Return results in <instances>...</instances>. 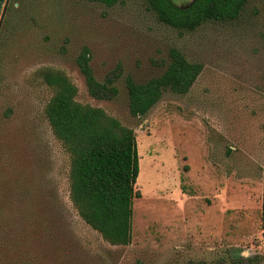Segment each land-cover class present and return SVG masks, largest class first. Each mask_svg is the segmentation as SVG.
<instances>
[{
  "label": "rangeland",
  "instance_id": "374dc122",
  "mask_svg": "<svg viewBox=\"0 0 264 264\" xmlns=\"http://www.w3.org/2000/svg\"><path fill=\"white\" fill-rule=\"evenodd\" d=\"M13 1L0 47V264H264V0L193 31L161 22L147 0ZM85 47L116 94L90 93ZM172 48L201 74L134 116L127 78L162 75ZM45 68L135 130L141 197L130 245L104 240L71 200V155L45 116Z\"/></svg>",
  "mask_w": 264,
  "mask_h": 264
},
{
  "label": "trees",
  "instance_id": "16d2710c",
  "mask_svg": "<svg viewBox=\"0 0 264 264\" xmlns=\"http://www.w3.org/2000/svg\"><path fill=\"white\" fill-rule=\"evenodd\" d=\"M111 7L121 0H91ZM157 18L178 30L193 31L209 21L238 19L251 0H147ZM15 5L9 0L0 23V47ZM170 62L162 75L146 82L128 77L126 86L130 111L145 115L161 99L164 91L187 93L203 70L190 62L177 48L169 53ZM85 47L78 58L90 93L107 98L118 92L113 80L100 81L90 64ZM43 81L53 89L45 116L71 155L70 196L81 218L112 245L127 246L133 240L134 199L141 197L136 188L140 174L137 135L133 128L108 114L102 107L77 100L78 86L60 69L40 71ZM264 228V192L262 204Z\"/></svg>",
  "mask_w": 264,
  "mask_h": 264
},
{
  "label": "crops",
  "instance_id": "0c3cea01",
  "mask_svg": "<svg viewBox=\"0 0 264 264\" xmlns=\"http://www.w3.org/2000/svg\"><path fill=\"white\" fill-rule=\"evenodd\" d=\"M8 0H0V23L5 13V8Z\"/></svg>",
  "mask_w": 264,
  "mask_h": 264
},
{
  "label": "bare ground",
  "instance_id": "6f19581e",
  "mask_svg": "<svg viewBox=\"0 0 264 264\" xmlns=\"http://www.w3.org/2000/svg\"><path fill=\"white\" fill-rule=\"evenodd\" d=\"M143 177V176H142ZM134 209H136V206H134Z\"/></svg>",
  "mask_w": 264,
  "mask_h": 264
},
{
  "label": "water",
  "instance_id": "95a60500",
  "mask_svg": "<svg viewBox=\"0 0 264 264\" xmlns=\"http://www.w3.org/2000/svg\"><path fill=\"white\" fill-rule=\"evenodd\" d=\"M8 2H9V0H8ZM8 2H7V3H8ZM6 5H7V4H6Z\"/></svg>",
  "mask_w": 264,
  "mask_h": 264
}]
</instances>
